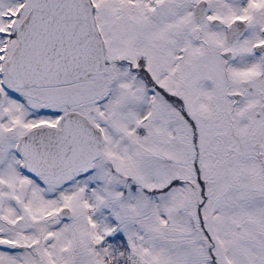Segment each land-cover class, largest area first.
Listing matches in <instances>:
<instances>
[{
    "label": "rangeland",
    "instance_id": "rangeland-1",
    "mask_svg": "<svg viewBox=\"0 0 264 264\" xmlns=\"http://www.w3.org/2000/svg\"><path fill=\"white\" fill-rule=\"evenodd\" d=\"M91 2L96 20L112 30L101 42L108 73L100 81L17 90L0 73V85L19 93L3 90L0 104V264H264V124L254 126L240 106L216 110L220 83L235 80L219 67V51L230 45L225 30H188L184 60L181 35L168 42L151 10L138 36L133 30L118 42L120 1ZM28 8V0H0V70ZM257 35L249 28L235 45ZM247 60L237 56L242 70ZM156 73L168 79L164 88L150 83ZM73 98L69 107L92 109L101 157L74 176H27L15 140L36 124H56ZM183 106L198 129L192 139ZM65 206L69 218L60 219ZM124 243L126 262L112 255Z\"/></svg>",
    "mask_w": 264,
    "mask_h": 264
},
{
    "label": "water",
    "instance_id": "water-1",
    "mask_svg": "<svg viewBox=\"0 0 264 264\" xmlns=\"http://www.w3.org/2000/svg\"><path fill=\"white\" fill-rule=\"evenodd\" d=\"M30 5L18 25L16 46L4 63L17 86L65 85L102 67L100 43L86 0H30ZM239 25L236 21L228 29L229 41L242 35L244 28ZM263 48L264 44L256 47L258 51ZM225 55L228 58V53ZM1 98L0 91V102ZM15 153L22 158V169L28 176L54 175L100 157L102 135L85 114L68 110L60 116L58 127L36 126L21 134ZM68 216L64 207L59 217Z\"/></svg>",
    "mask_w": 264,
    "mask_h": 264
},
{
    "label": "flooded vegetation",
    "instance_id": "flooded-vegetation-1",
    "mask_svg": "<svg viewBox=\"0 0 264 264\" xmlns=\"http://www.w3.org/2000/svg\"><path fill=\"white\" fill-rule=\"evenodd\" d=\"M120 1V22L118 32L114 34L118 42H122L124 35L127 32H132L135 30V36H138V27H141L138 22L142 18V14L150 16L148 11L151 10L152 14L159 16L161 21L166 25L160 26L161 30L164 32V38L171 42L175 34L181 35L183 43L182 57L186 60V33L190 29H206L209 27L222 28L226 30L230 28L235 20H240L242 23L239 25L245 29L243 35L247 33L249 28L257 30L258 35L253 36L251 42L243 44L240 47L235 45L236 40L240 39L242 36L236 38L233 42L228 43L230 45L223 46L219 51V56L222 59V64L219 67L224 69V78L233 79L232 83L229 82L227 88L223 83H220V89L216 94V109L217 111L232 110L235 107H241L247 112L251 113L250 117L253 125L264 124V65L262 63V57L264 55V48L262 51H258L256 47L258 45L264 44V0H119ZM144 2H149L146 5ZM196 5H198V14L195 13ZM201 11V13H200ZM175 13L180 15L175 17ZM134 18L135 22L132 21ZM93 26L98 33V37L101 42L102 38L109 37L112 34V30L109 24L103 25L93 21ZM132 26H134L132 28ZM112 27V25H111ZM176 31L174 32V30ZM200 35L198 31L197 36ZM103 36V37H102ZM102 37V38H101ZM137 38V37H135ZM133 40V41H132ZM134 42V37L131 39ZM223 52H229V60L223 55ZM240 52L248 58L247 67L242 70V63L237 61V56ZM141 59L139 56L136 60ZM237 61V62H236ZM184 72L185 75V91H186V61H184ZM236 62V63H235ZM105 65V64H104ZM235 65L238 66L236 69ZM106 66L104 69L95 68L91 75H97L98 77H103L105 72H107ZM139 67V66H137ZM202 72H204L206 77V66ZM141 72L148 75V70L144 66L139 67ZM229 69V70H228ZM105 70V72L103 71ZM212 71V70H211ZM149 76V75H148ZM154 78L151 77L150 83L152 86L159 88H164L166 84L169 83L168 79L166 82H161L158 73L153 74ZM150 77V76H149ZM217 82H219V76L217 77ZM63 87V86H62ZM217 88V85L215 86ZM232 89V90H231ZM186 104V98H184V106ZM260 116H263L262 120H258ZM75 172L73 169H69L56 174L51 179L57 177H62L65 174H72ZM21 217H17L16 220H20Z\"/></svg>",
    "mask_w": 264,
    "mask_h": 264
},
{
    "label": "trees",
    "instance_id": "trees-1",
    "mask_svg": "<svg viewBox=\"0 0 264 264\" xmlns=\"http://www.w3.org/2000/svg\"><path fill=\"white\" fill-rule=\"evenodd\" d=\"M91 79H92V77L89 78V80L87 79V80H84V81H82V82H86V83H87V81L90 82ZM82 82H80V83H82ZM80 83H79V84H80ZM75 100H76V99L74 98V101H75ZM64 101H65V100H64ZM72 102H73V101L71 100V102H69V104H65V103H63L62 108H64V109L67 108L68 106L71 105ZM78 105H79V104H78ZM59 108H61V107H59ZM180 111H181V113H182V115H183V117H184V118H183L184 121H185V122L187 121V123H188V127H189L190 130H191V138H190V139H192L193 133H194V135H195V133H196V136H197V134H198V129H197V126H196V122H195L193 119L190 118L189 113H186V115H185V114H184V111H183L182 109H180ZM196 170H197L196 175H197L198 178H199L198 171H201V170H202V167H201L200 165H198V166H196ZM119 246H121V250H120V251L117 250V252L114 253V256L117 257V256H118L117 253L120 252V254H121V256H122L121 259H122L123 262H125V261H127V260H126V258H125L124 252L122 251V248L126 247V245H125V243H124L123 245H119Z\"/></svg>",
    "mask_w": 264,
    "mask_h": 264
}]
</instances>
